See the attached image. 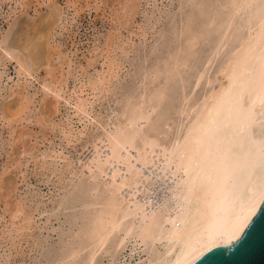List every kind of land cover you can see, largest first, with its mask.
Returning <instances> with one entry per match:
<instances>
[{"label": "bare ground", "instance_id": "obj_1", "mask_svg": "<svg viewBox=\"0 0 264 264\" xmlns=\"http://www.w3.org/2000/svg\"><path fill=\"white\" fill-rule=\"evenodd\" d=\"M137 9L135 0L112 8L113 30L126 28ZM55 18L44 16L18 44L49 76L41 81L47 96L63 98L86 120L82 129H60V138L86 136L90 152L76 164L58 156V166L22 144L51 186L43 208L27 196L4 202L3 264L25 244L32 264H121L126 256L136 264H190L236 243L264 203V0H170L150 32L139 27L140 43L110 30L94 44L101 70L88 74L80 65L72 90L51 45ZM132 51L129 79L118 80ZM15 64L18 76L31 75ZM99 100L106 115L95 111ZM30 103L23 93L2 116L13 143ZM35 212L44 223L58 221L54 235L30 239Z\"/></svg>", "mask_w": 264, "mask_h": 264}, {"label": "rangeland", "instance_id": "obj_2", "mask_svg": "<svg viewBox=\"0 0 264 264\" xmlns=\"http://www.w3.org/2000/svg\"><path fill=\"white\" fill-rule=\"evenodd\" d=\"M135 1L138 9L134 18L126 28L113 30L112 23L108 19L109 11L117 8L122 0H0V44L8 47L9 51L8 55L3 53L0 56V174L4 182V187L0 190V194L3 192V195H0V215L4 202L14 204L19 196L38 200L34 202V207L40 201L42 208L43 203L48 199L51 182L46 181L47 176L42 174L43 171L34 160L30 159L29 155L24 156L22 152L25 149L22 144L29 150L34 148L33 151L38 156L40 155L38 159L43 154H50L47 160L51 161L55 158L54 162H59L58 166L61 165L58 156H66L76 164L79 160H84L90 152L89 146L85 145L86 136H82L79 140L73 139L71 142L60 138V129L63 127L67 130L70 127L73 130L82 129L86 120L85 122L79 121L76 116L72 115L69 104H66L63 98H59V103H55L53 96H47L48 90L43 87L41 81L44 80L47 84L49 76H45L46 72L43 68L37 70L35 64L19 47L20 34H25L28 30L30 32L33 24L38 23L49 13H55L51 45L61 52L62 57L58 61V68L63 67V73L67 78L66 89H76L82 74L80 65L88 74L101 70L102 60L99 51L92 50L94 44L97 46L103 44L110 30L124 42L129 40L131 43H140V37L136 36L139 27L144 26L150 32L152 22L170 0ZM150 16L153 17L146 22ZM135 56L136 53L132 51L124 59L118 80L129 79V69H132L129 60L134 59ZM15 59H19L26 68L31 70V75L18 76ZM23 93L28 94L31 103L27 113L23 116L24 119L16 124L18 133H22L19 141L13 143L9 141L8 127L4 124L2 116L6 114L8 107H14L13 104ZM47 103L50 105H48L50 111ZM94 108L96 112L106 115L108 109L106 100L96 101ZM54 113L56 115H53ZM41 119L45 123L40 121ZM47 122L52 125H47ZM32 220L30 239L55 234L52 232L58 227V221L55 218L44 223L45 216L35 212ZM16 247L18 248L19 245ZM28 248L29 246L25 244L18 254L14 252L8 264H32L31 259L34 252L27 251ZM4 249L5 245L2 244L0 264H3ZM127 253L126 251L124 255L126 256ZM121 264H136V260L134 257L131 260L128 256L122 257Z\"/></svg>", "mask_w": 264, "mask_h": 264}, {"label": "water", "instance_id": "obj_3", "mask_svg": "<svg viewBox=\"0 0 264 264\" xmlns=\"http://www.w3.org/2000/svg\"><path fill=\"white\" fill-rule=\"evenodd\" d=\"M190 264H264V203L236 243L213 247Z\"/></svg>", "mask_w": 264, "mask_h": 264}]
</instances>
